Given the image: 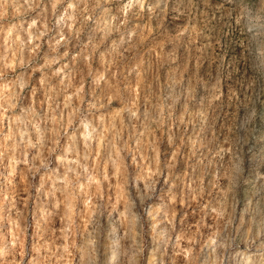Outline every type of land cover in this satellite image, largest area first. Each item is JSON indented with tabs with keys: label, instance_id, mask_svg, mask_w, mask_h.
Returning <instances> with one entry per match:
<instances>
[{
	"label": "clouds",
	"instance_id": "1",
	"mask_svg": "<svg viewBox=\"0 0 264 264\" xmlns=\"http://www.w3.org/2000/svg\"><path fill=\"white\" fill-rule=\"evenodd\" d=\"M201 3L238 31L211 75ZM0 168V264H264V0H0Z\"/></svg>",
	"mask_w": 264,
	"mask_h": 264
},
{
	"label": "rangeland",
	"instance_id": "2",
	"mask_svg": "<svg viewBox=\"0 0 264 264\" xmlns=\"http://www.w3.org/2000/svg\"><path fill=\"white\" fill-rule=\"evenodd\" d=\"M232 0H229V3H231ZM213 5L208 4L204 5L201 3L196 12L195 15L192 17V19L196 22H198L194 26H198L201 29H203V36L199 37L196 41L197 45H209L207 51H206V64L209 68L208 75L212 74V69L216 67V65L219 63V57H223L225 60V63L230 58V53L232 51V39L238 37V31L235 29L234 25H230L227 18H221L219 14L216 11H213ZM176 15H179L178 13H172V12H165V14L160 18L159 23H154L152 25L153 30L159 29L161 32H164L166 29H172L176 26V24L181 23V21L174 19ZM183 26L187 27V20L185 19L183 22ZM160 44H163V41H159ZM139 54L141 56H144L147 52L152 51L153 55H159L161 49L156 48L153 43L150 41H145L144 44L141 46L140 49H138ZM188 54L186 63L190 64V66L196 71L197 73H200V67L202 63H205L203 59L201 60H193L191 57V50L186 49L185 50ZM125 62H130L132 58L136 55V52L134 51L131 55L128 53H125ZM235 71H239V69H235ZM152 79L155 81V87L157 89L156 95H159L160 92L163 90V84L164 81L162 80L161 76V70L159 67H156L152 73ZM143 84V81L140 82ZM153 84L151 82H148L146 87L148 89L153 88ZM229 92L232 90V85L228 83L226 85ZM139 104H148L149 107H151V103L153 101V96L149 95L147 93L143 94L142 96L137 97ZM239 104H233L232 103V97L231 95L227 98V104L224 106L223 109V115L221 118H219V129L218 134L220 135V138L223 140H226L228 138V135L230 134L234 121L239 116ZM165 135V132L162 130L158 133V136L163 137ZM193 159L191 157H186L184 159L183 167L185 169L184 174L190 175L191 172L194 170L193 166ZM4 169L0 168V172H3ZM6 175L7 173L4 172ZM14 183L17 185L16 188L12 189L13 193H19V196H17V199H21L24 197L23 193V185L24 181L20 177H16ZM157 183L159 184L160 181L158 180ZM0 190H3L7 192V185L4 184L3 178L0 177ZM164 192L161 190V195H163ZM0 199H4L3 196H0ZM22 206V205H21ZM5 212L8 211V205L5 202L4 204Z\"/></svg>",
	"mask_w": 264,
	"mask_h": 264
}]
</instances>
